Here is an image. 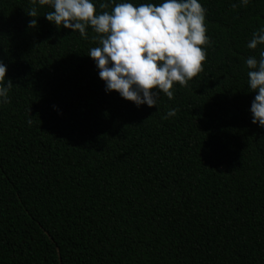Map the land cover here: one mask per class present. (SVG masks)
<instances>
[{
	"label": "trees",
	"instance_id": "16d2710c",
	"mask_svg": "<svg viewBox=\"0 0 264 264\" xmlns=\"http://www.w3.org/2000/svg\"><path fill=\"white\" fill-rule=\"evenodd\" d=\"M199 2L203 70L149 108L105 92L91 26L82 39L47 5L0 0L13 84L0 102V264H264V129L245 64L264 50L247 47L264 0Z\"/></svg>",
	"mask_w": 264,
	"mask_h": 264
},
{
	"label": "clouds",
	"instance_id": "9594fccd",
	"mask_svg": "<svg viewBox=\"0 0 264 264\" xmlns=\"http://www.w3.org/2000/svg\"><path fill=\"white\" fill-rule=\"evenodd\" d=\"M111 11L96 13L93 0H32L49 11L44 18L57 29L79 32L87 39L86 28L91 26L98 34L94 39L99 46L89 50L98 77L106 93L115 91L135 106H157L161 93L174 99L173 85L187 84L203 70L210 46L206 35V9L199 0H162L160 4L143 3L134 6L128 0L116 3ZM247 5L249 0H240ZM108 3L100 8L106 9ZM36 17L33 7L28 14ZM36 19L29 28L36 27ZM264 45V27L253 33L249 49ZM248 68L247 85L254 92L251 101V122L264 129V50L259 59L250 56L245 60ZM7 65L0 61V102L6 103L13 84L6 80ZM178 109H170L165 118L174 117ZM31 124V119L28 121Z\"/></svg>",
	"mask_w": 264,
	"mask_h": 264
}]
</instances>
